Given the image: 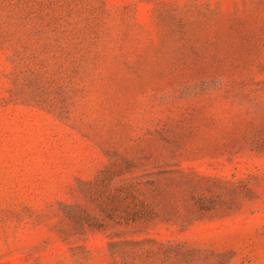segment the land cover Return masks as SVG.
I'll list each match as a JSON object with an SVG mask.
<instances>
[{
    "label": "rangeland",
    "instance_id": "obj_1",
    "mask_svg": "<svg viewBox=\"0 0 264 264\" xmlns=\"http://www.w3.org/2000/svg\"><path fill=\"white\" fill-rule=\"evenodd\" d=\"M0 264H264V0H0Z\"/></svg>",
    "mask_w": 264,
    "mask_h": 264
}]
</instances>
